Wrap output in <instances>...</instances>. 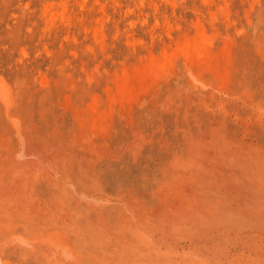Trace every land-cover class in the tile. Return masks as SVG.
Masks as SVG:
<instances>
[{"label": "rangeland", "instance_id": "rangeland-1", "mask_svg": "<svg viewBox=\"0 0 264 264\" xmlns=\"http://www.w3.org/2000/svg\"><path fill=\"white\" fill-rule=\"evenodd\" d=\"M240 175L264 197V0H0V264H264L263 227L186 225Z\"/></svg>", "mask_w": 264, "mask_h": 264}, {"label": "bare ground", "instance_id": "bare-ground-1", "mask_svg": "<svg viewBox=\"0 0 264 264\" xmlns=\"http://www.w3.org/2000/svg\"><path fill=\"white\" fill-rule=\"evenodd\" d=\"M238 178L247 183H243L238 191L233 190L232 192H227L221 184L214 182L211 177L203 179L204 204L208 206V209L201 211L186 222L187 228L194 232V242L198 246L197 248L212 247L214 250L218 248V251L223 252L222 249L226 248L229 243L244 238L232 237L230 232L238 233L239 229L246 224L258 225L264 230V197L257 193L252 185H249L244 175H240ZM250 188L255 193H247ZM221 252L218 255L224 254ZM214 255L216 256V254ZM207 257L202 258L207 259Z\"/></svg>", "mask_w": 264, "mask_h": 264}]
</instances>
